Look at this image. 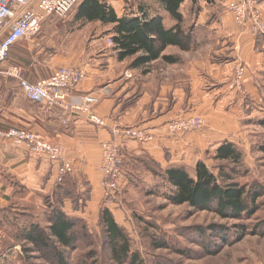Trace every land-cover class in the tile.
<instances>
[{"label":"crops","instance_id":"crops-1","mask_svg":"<svg viewBox=\"0 0 264 264\" xmlns=\"http://www.w3.org/2000/svg\"><path fill=\"white\" fill-rule=\"evenodd\" d=\"M83 1L75 7L74 19ZM98 1L112 8L117 18L139 15L141 9L148 18L160 17L164 24L168 15L159 0H130L129 3L123 0ZM232 1L237 0H215L211 4L203 0H185L181 5V9L189 6L191 10L200 11H195L190 20L197 30V33L193 32L192 49L181 51L168 47L164 51V54L175 55L180 59L178 64L169 65L178 67L173 71L176 73V81L171 79L165 84L153 81L155 84L153 90H150V86H146L151 85V82L147 81V75L154 74L156 70L160 71L164 66L156 67L154 63L147 69V73L142 74L140 69H130L129 62H118L114 52L108 55L107 64L100 62L97 65H81L80 69L86 73L87 79L78 85L72 94H93L100 98L96 111L105 119V125L102 127L91 124L80 114L50 110L23 100L15 82L3 78L0 74V129H31L42 134L48 141L61 145L67 161L72 164L74 161H84L83 172L89 182L94 184L93 188L99 191V145L102 141L113 138L112 130L115 128L138 126L152 130L157 135L156 143L140 146L126 141L121 152L136 155L145 152L162 167L174 164L190 166L189 162L186 163L188 157H192L194 165L200 159L197 154L205 153L206 150L212 151L226 140L234 143L229 140V135L234 134L236 124L231 114L234 112L238 117L237 113H241V102L238 101L237 105H234V93L229 92L225 85L232 66L215 65L208 58L201 60L198 52L204 48L202 45L210 42L218 44L213 50L212 45H206L215 56L223 52L229 54L231 50V54L238 58L235 61L242 60L247 67L243 93L249 98L260 99V89L261 97H264V37L255 40L250 33L242 31L225 9L227 3ZM259 1L264 8V0ZM182 15L186 24V15ZM76 23L74 21V24ZM87 23L111 28V25L105 26L98 21ZM33 40L15 44L10 50V59L1 64L0 71L8 65H15L21 69L20 77L31 84L48 78L51 75L49 72L39 73L30 63L23 61ZM223 40L230 43L227 44ZM110 59L113 63H109ZM159 78L168 81L162 74ZM185 108L188 110L184 111ZM187 112L203 118L205 128L201 133H187L182 139L168 138L161 134L159 129L163 124L176 118V115ZM55 166L44 157L29 153L23 146L0 139V207H6L9 200L17 194V188L12 184H19L27 191L26 201L35 191H49L57 176ZM0 244L2 245V241Z\"/></svg>","mask_w":264,"mask_h":264},{"label":"rangeland","instance_id":"rangeland-1","mask_svg":"<svg viewBox=\"0 0 264 264\" xmlns=\"http://www.w3.org/2000/svg\"><path fill=\"white\" fill-rule=\"evenodd\" d=\"M123 1L130 2V0ZM232 2L236 3L239 1ZM227 5L225 9L229 12ZM188 8L189 6L183 7L181 12L186 15L185 28H190L193 36V32L197 33V30L191 25L190 20L196 10ZM74 12L75 8L63 18L49 16L43 23L40 32L29 44L28 55L23 61L30 63L31 67L35 68L39 73L49 72V75L60 67L68 65H76L80 68L81 65H97L100 62L107 64L108 55L113 53L112 44L109 42V36L107 35L110 27L80 22L74 24L72 21ZM229 14L232 16L231 13ZM173 24L174 21L168 14L164 26L168 29ZM241 29L252 35L247 28ZM48 35H52V37ZM262 36L264 35H252L255 40ZM224 41L227 44L230 43L228 40ZM206 45H212V50L218 46L216 42H210ZM206 45H202L204 48L198 51L199 58L201 60L208 58L215 65L232 66L229 80H227L228 82L225 85L229 92L234 93V105H237L238 101L241 102L239 106L241 113H237L238 117L234 112L231 114L236 124H234V134H230V139L228 138L238 146L243 154L242 168L238 170V175H234L235 182L239 185H244L246 188H254L255 185H260L264 189V154L259 150V147L264 145V127L260 124L261 121H264V97H261L260 89H258V97L260 99L249 98L243 93L247 67L242 60L235 61L238 58L231 54V50L229 54L228 52H223L215 56L211 48L207 49ZM190 54L191 52L188 53V55ZM221 55L225 56V58ZM127 62L125 61L126 64ZM109 63H113V60L110 59ZM125 63L123 64L126 65ZM239 64L245 68V72L241 86L234 87V72ZM177 68V66L168 65V67L164 66L163 69L158 68L161 70H156L154 74H149L150 76L147 75V78H149L147 81L151 82V85H146L147 88L150 86L149 89L153 90L155 84L153 81L163 84L168 83L171 79L176 81V73L173 71L177 70ZM165 72L167 73L165 74ZM160 74L168 78V81L160 80ZM168 98L166 99L169 101L170 99ZM186 110L188 109L185 108L184 111ZM189 113L191 112L178 114L176 118L167 121V123L184 117L198 116L202 118L199 115ZM240 115H242V119H240ZM204 128L205 124L202 130L193 133H201ZM183 136L184 134L173 139H182ZM139 145L145 146L144 144ZM119 154L122 160L123 157H126L123 156L124 153L121 151ZM197 155L204 160L208 167L215 165L211 160L210 154L202 152ZM187 162H189L190 166L186 165V167L191 172L193 166L192 157H188L186 159ZM82 163H84L82 160L77 163L74 161V165L71 163L72 172L65 181L74 185H71L72 194L70 201L63 207V210L74 218L77 224L76 228L81 235L78 237L74 249L67 251L70 264H100L104 258L108 259L106 256L108 251L103 243V234L99 223V212L102 207L108 208L117 224L123 227L132 242L134 250L138 252L142 264H264V237L258 235H246L240 242L224 246L218 245L216 250L219 249V252L217 254H208L203 247V234L209 235L210 231L208 229L213 224L225 225L232 230L233 227L231 226L237 223L234 221H223L212 213L194 212L188 206L168 204L163 195L164 189L160 187V192L153 193V190H156V187L162 184V180L160 178L154 180L152 176L142 170V165L136 166L135 169H131L132 171L129 170L128 166L127 168L123 166V186L106 197L100 182V191L96 190L95 187L93 188L94 184L92 185L89 182L87 175L83 172L84 166ZM54 165H56L57 176L49 191H35L31 193L27 201L34 205V219L42 227L46 226L48 210L43 205L42 199L44 196L41 200L40 197L48 195L60 181L58 180L59 165ZM227 173H229V170H227ZM86 194L88 195L86 196ZM72 199L73 202L71 201ZM257 203L259 205L258 212L249 221H244L249 230L258 222L264 223V195ZM11 229H9L8 242L0 244V264H55L53 256H50V259L43 258L32 247H28V253L25 256L22 253L21 244L14 243L13 240L16 239L12 236L13 231ZM3 235L5 234L3 233ZM4 237H7V234L2 236L3 239ZM2 238L0 237V241ZM160 241L165 242L168 247L160 248L155 246ZM209 243L212 244V241L210 240ZM56 246L63 250L60 246ZM208 247H210L209 251L212 250L211 252L215 249V247L210 245Z\"/></svg>","mask_w":264,"mask_h":264},{"label":"trees","instance_id":"trees-1","mask_svg":"<svg viewBox=\"0 0 264 264\" xmlns=\"http://www.w3.org/2000/svg\"><path fill=\"white\" fill-rule=\"evenodd\" d=\"M184 1L159 0L175 23L168 29L160 17L148 18L141 9L139 15L117 18L112 8L98 0H84L78 8L74 21L77 23L98 21L105 26L111 25L107 35L117 61H128L130 69H140L142 74H145L154 63L156 67L179 63L178 56L164 54L168 47H175L181 51L192 49L193 36L190 28H185L184 16L181 13V5ZM203 1L211 4L215 0ZM10 50L5 62L10 59ZM31 104L44 107L37 103ZM260 124L264 127V121ZM259 150L264 154V145L260 146ZM205 153L210 154L215 165L208 167L203 159H199L193 165L191 172L184 164L162 167L145 152L139 155L125 152L122 168L128 166L132 171L136 166L142 165V170L154 180L160 178L162 184L156 187L153 193L164 189L163 195L168 204L188 206L194 212H208L223 221L236 222L237 224L231 226L232 230L225 225L213 224L208 229L210 234H203V247L210 255L219 252V249L216 250L218 245L240 242L246 235L264 237V223L258 222L251 230L244 224V221H249L258 212L257 201L264 195V189L260 185L246 188L235 182L234 175H238V170L242 168V151L235 143L224 141L214 150H206ZM70 175L69 173L62 175L50 193L40 197L41 200L44 196L43 205L48 210L45 227L35 221L34 205L24 200L27 191L19 184H12L17 188V194L9 200L6 207H0V237L7 234V237L1 239L2 243L8 242L9 229L12 228V236L16 239L13 241L21 244L25 256L28 247H32L43 258L50 259V256H53L55 264H70L67 251L74 249L78 237L81 236L74 218L63 210L72 194L73 183L65 182ZM71 201L73 202V199ZM99 223L103 243L108 251L106 252L108 259L104 258L100 264H142L129 236L123 227L117 224L108 208L100 209ZM210 240L212 244L209 243ZM209 245L215 247L213 252L209 251ZM155 246L168 247L163 241Z\"/></svg>","mask_w":264,"mask_h":264},{"label":"built area","instance_id":"built-area-1","mask_svg":"<svg viewBox=\"0 0 264 264\" xmlns=\"http://www.w3.org/2000/svg\"><path fill=\"white\" fill-rule=\"evenodd\" d=\"M81 0H0V66L8 56L10 48L20 41L32 40L41 30L49 16L63 18ZM229 2L228 11L236 24L247 28L252 35H264V8L259 0H238ZM110 42V40H109ZM111 43V42H110ZM245 68L239 64L234 72V87L241 86ZM6 79L13 80L23 100L43 105L46 109L80 114L96 126H104L105 119L97 114L100 98L93 94L74 95L72 92L87 79L86 73L71 66L60 67L48 78L28 83L20 77L21 69L8 66L0 71ZM204 122L198 116L184 117L165 123L161 134L174 138L189 132L202 130ZM112 139L100 143L98 172L104 195L118 191L123 186L122 158L119 154L126 141L148 146L157 140L152 130L137 126L112 130ZM0 139L10 140L16 146H23L34 156L45 157L58 164V180L64 174H71L72 166L64 158L63 147L48 141L42 134L31 129H0ZM119 140V142L117 140Z\"/></svg>","mask_w":264,"mask_h":264},{"label":"bare ground","instance_id":"bare-ground-1","mask_svg":"<svg viewBox=\"0 0 264 264\" xmlns=\"http://www.w3.org/2000/svg\"><path fill=\"white\" fill-rule=\"evenodd\" d=\"M203 120V119H202ZM203 122H204V120H203ZM189 133H193V132H189ZM186 134V133H185ZM183 135V134H182ZM167 137V136H166ZM169 138V137H168Z\"/></svg>","mask_w":264,"mask_h":264}]
</instances>
